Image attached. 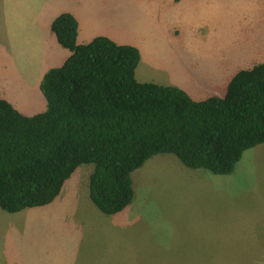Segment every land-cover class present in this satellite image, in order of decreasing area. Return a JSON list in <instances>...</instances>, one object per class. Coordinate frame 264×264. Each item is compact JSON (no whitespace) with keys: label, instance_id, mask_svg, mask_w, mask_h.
I'll use <instances>...</instances> for the list:
<instances>
[{"label":"trees","instance_id":"16d2710c","mask_svg":"<svg viewBox=\"0 0 264 264\" xmlns=\"http://www.w3.org/2000/svg\"><path fill=\"white\" fill-rule=\"evenodd\" d=\"M78 29L70 12L51 22L70 54L43 75L44 110L25 114L0 97L2 210L51 203L79 165L92 163L90 199L117 214L133 199V171L156 154L226 175L264 143V61L236 71L222 96L196 100L176 85L138 81L136 46L105 35L79 43Z\"/></svg>","mask_w":264,"mask_h":264},{"label":"rangeland","instance_id":"374dc122","mask_svg":"<svg viewBox=\"0 0 264 264\" xmlns=\"http://www.w3.org/2000/svg\"><path fill=\"white\" fill-rule=\"evenodd\" d=\"M61 12L76 16L79 43L105 35L118 44L136 46L141 55L135 70L138 81L178 85L196 100L224 94L236 71L264 61V0H0V85L9 83L12 92L21 97V106L16 108L22 113L45 109L40 87L32 90L28 82L70 54L50 30L52 20ZM43 24L53 34L52 46L42 41ZM180 166L182 162L175 155L160 153L132 173L133 202L157 207L158 218L173 221L178 230L194 225L189 221L194 215L183 207L182 193L178 192L182 179L176 168ZM93 167L92 163L79 165L64 184L66 192L79 189L80 194H88ZM231 174L236 198L228 203L222 199L221 213L226 214L225 206L235 205L228 215L239 227L246 223L244 230L249 232H243L236 242L264 245V143L247 149ZM195 217L199 223L197 211ZM13 229L17 232L12 238L17 240L16 259L10 264L73 259L66 247L73 236L59 224L0 208V244L9 242L7 230L12 235ZM4 248H0L1 255ZM173 251L174 255L159 249L157 264H178L181 256L186 257L177 248ZM251 252L254 260L258 252ZM211 259L206 252L202 260L209 264Z\"/></svg>","mask_w":264,"mask_h":264},{"label":"crops","instance_id":"0c3cea01","mask_svg":"<svg viewBox=\"0 0 264 264\" xmlns=\"http://www.w3.org/2000/svg\"><path fill=\"white\" fill-rule=\"evenodd\" d=\"M42 27L43 43L48 47L52 46L53 34L45 24ZM83 33L88 36L86 30ZM58 65L60 64L49 65L43 73ZM44 74L40 78L37 75L28 82V85L32 84V90L36 87L39 91L38 86L40 87ZM9 85V83L0 85V97L15 107L17 104L21 106V97L13 93ZM188 94L193 98L190 93ZM214 95L222 96L223 93ZM30 104L34 106L32 101ZM176 170L182 179L178 190L182 193V205L189 208L190 214L194 215L189 217L190 223L194 225L186 229H176L173 221L158 218L157 207L153 209L139 206L133 199L123 211L113 215L105 214L91 201L89 193L80 194L79 189H74V193H68L64 186L51 203L32 207L36 210H22V213L26 216L35 214L45 221H51L52 224H59L63 230L72 234V242L66 247L73 253V259L53 264H157L156 252L159 249L171 251L174 255L175 248L187 257L181 256L178 264H195L196 261L197 264H205L202 259L206 252H210L212 264H250L255 260L258 261L257 264H264V258H260L264 256V245H253L254 249L251 245L236 242L243 232H249L244 230L246 223L239 227L235 218L228 215V212L235 209V205L225 206L223 211L226 210V214L221 213L222 199L228 203V200L236 198L235 190L231 186L232 174H213L204 169L189 168L183 163ZM196 211L199 223L196 222ZM148 214L151 216L148 217ZM207 222L213 225L207 226ZM163 225L165 227H162ZM16 233L13 229L10 235L7 230L10 239L9 242L5 240L0 244L1 249L5 246L3 254H0V260L2 259L0 264L15 261L17 240L12 238ZM252 250L258 252L254 260H251L253 252L249 253Z\"/></svg>","mask_w":264,"mask_h":264}]
</instances>
